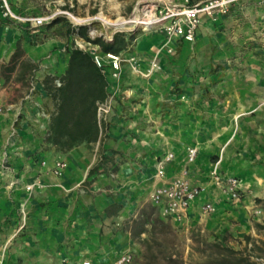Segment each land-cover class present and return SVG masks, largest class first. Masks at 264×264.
<instances>
[{
	"label": "rangeland",
	"instance_id": "374dc122",
	"mask_svg": "<svg viewBox=\"0 0 264 264\" xmlns=\"http://www.w3.org/2000/svg\"><path fill=\"white\" fill-rule=\"evenodd\" d=\"M248 9L250 7L232 11L229 8L217 16L213 21L218 25L214 30L202 33L201 42L199 37L186 41L169 39L160 33L162 39L151 59L156 63L154 103H150L155 108V127L150 129L155 134L154 153L159 155L166 150L165 140L206 149L211 157L217 156L216 162L236 176L245 189L243 199L251 205L248 228L231 226L220 232L207 229L204 223L190 227L176 225L163 218L156 207L144 202L142 192L133 194L137 178L131 170L119 174L122 158L131 147L128 151L117 145L120 136L112 131L115 121L110 122L111 111L105 114L97 109L100 124L97 141H75L58 134L49 136L51 119L59 105L55 91L59 86L55 80L60 83L61 80L45 76L42 59L30 61L19 43L16 48L9 46L7 34L1 31L0 87L12 83L16 94L12 104H17L18 111L27 104L30 111H36L44 120V128L35 132L43 136L42 142L39 146L31 145L28 153L35 158L40 152L54 156L80 148L76 150L77 155L92 160L89 167L92 177L76 185L84 196L86 215L92 224H96V234L98 224L102 222L101 237L119 235L112 243L111 257L107 260L99 258L98 264H112L118 254L125 252L131 255L132 264H264V244L261 243L264 229L257 231L254 227L255 223L264 225V13H250ZM34 14H42V11ZM99 17L87 33L90 39L100 37L101 32L131 34L127 31L129 24L125 22H105V18L114 21L117 17ZM62 20L57 36L65 39L72 34L74 39L66 44L90 52L92 45L77 34V26L72 29L68 19ZM47 32L44 39L53 34L51 30ZM142 33L134 34L138 37ZM27 37L32 45L43 42L39 34L32 33ZM186 43H191L187 49L184 48ZM110 95L114 94L111 92ZM0 105L4 111L7 109L2 97ZM22 120L29 128L33 127L29 122L31 119L27 120L19 112L14 121L17 128ZM131 138L136 139L137 135ZM42 161L45 162L39 159L41 166ZM57 176L62 177V174ZM28 184H33V188L26 190L23 206L17 212L24 235L35 237L41 231L36 214L38 207L28 213L26 203L33 199L35 190L43 186L39 181ZM98 186L102 189L98 190ZM42 204L39 211L44 214L48 208L46 202ZM51 216L42 223L45 230L52 228L48 224ZM60 238L61 246L56 247L59 253L66 245L64 238ZM254 240L256 247H253ZM82 245L77 244L76 251ZM223 247L232 249L233 253ZM31 253L19 245L15 247V256L8 260L0 254V264H65L61 254L58 260L51 253H39L37 257Z\"/></svg>",
	"mask_w": 264,
	"mask_h": 264
},
{
	"label": "crops",
	"instance_id": "0c3cea01",
	"mask_svg": "<svg viewBox=\"0 0 264 264\" xmlns=\"http://www.w3.org/2000/svg\"><path fill=\"white\" fill-rule=\"evenodd\" d=\"M141 1L143 0H8L12 11L20 15L43 16L58 9H67L80 18L130 16ZM148 1L175 6L184 3L185 0ZM188 1L196 3L203 0ZM249 7L250 13H264V0H238L230 6V9L232 11L235 8L247 10ZM40 10L42 14H34ZM57 18L49 24L33 27L28 23H16L5 19L0 12V33L3 31L7 34L11 48H16L19 43L20 48L30 61L35 62L42 59L44 68L42 72L45 76L60 78L65 74L73 48H70L66 42L74 39V35L69 34L65 39L57 36V32L61 31L63 25L62 18L66 19V17L59 16ZM217 25L213 20L203 17L196 30L195 38L199 37L201 42L200 35L214 30ZM48 30H51L53 34L51 38L44 39L43 35L48 34ZM32 33L41 35L43 42L35 45L30 44V38L27 36ZM160 33L162 32L159 30L143 32L140 36L127 41L124 49L119 53L125 57L136 56L139 68L145 71L150 65L156 45L162 39ZM54 34L56 35L54 36ZM127 37L125 36V39ZM91 45L90 54L92 56V49L102 53L99 46L92 43ZM189 46L191 43L184 44L185 49ZM105 77L108 82L107 98H110L107 100L110 105L109 111H111L110 122L115 121V124L113 123L111 126L112 131L120 136L117 145L124 150L128 149V151L131 147V153H126L122 158L123 164L120 165L119 174H122V171L131 170V174L133 173V177H136L138 181L134 184L133 194L139 195L142 192L143 201L155 207L150 201L151 192L180 170L179 165L184 160L186 149L194 145L187 146V144L165 140L166 150L159 155L154 153L155 134L150 132V129L155 127V108L150 103H154L155 73L143 76L132 71L127 64H123L118 79L112 78L109 70L105 72ZM111 92L114 95H110ZM0 97H2V102L7 104V109L0 115V162L4 155L7 158V167H0V254L8 260L15 256V247L20 245L21 248H28L29 252H32L31 254L35 253L33 257L39 256V253H51V256L56 255L55 257L59 260L62 256L65 264H74L82 259H90L92 264H98L99 258L104 260L110 258L112 243L118 240L119 235H112L111 238L109 235L101 237L99 230L102 222L98 224L100 227H98L97 234L95 233L96 224H92L91 218L86 215L87 206L84 196L80 193L81 190L76 187L79 183L90 180L92 177L89 173L92 160L85 157L81 159L76 153V150L79 151L80 148L75 149L74 152L71 151L73 153L54 156L40 152L33 158L28 150L31 145L39 146L42 142L43 136L37 135L35 132L45 126L44 120L40 116L38 117L36 111H30L27 104L24 105V109L18 111L17 104H12V100L16 97L12 83L6 84L2 89L0 87ZM19 112L24 114L27 120L31 119L29 122L33 124V127L29 128L25 120H22L20 127L15 126L14 121ZM135 135H137V140L131 138ZM196 148L198 155L195 162L189 167V176L192 183L207 186L209 189L189 209L185 225L190 227L204 223V226L213 232H220L231 226L239 229L248 228L250 203L247 199H243L244 197L240 202L228 201L211 186L209 173L214 164H217L221 174L230 175V173L220 165V162H216L217 156L215 159L206 149ZM168 152L174 153L176 157L166 167V179L161 180L155 176L156 162ZM39 159H44L46 164L41 166ZM58 160L66 163L61 172L62 177H58L53 172ZM33 181H39L43 186L36 189L33 199L26 203L28 213L38 207L36 214L41 231L35 237L30 234L24 235L22 230L24 226L21 224L22 220L17 212V209L21 208L25 201L26 185ZM12 182L14 183L12 184ZM97 188L98 190L102 189L101 186ZM243 191H245L244 188ZM104 192L107 190L105 189ZM206 200L214 204L215 211L211 215L202 216L200 203ZM43 202H46L47 206L45 207L48 210L41 214L39 208ZM156 209L159 212V209ZM48 215L53 217L51 221H48L52 228L45 230L42 223L49 219ZM60 237L64 238L63 243L67 245L63 244L65 248L61 250V253L56 252L58 242L61 241ZM80 243L83 244L82 248L76 251L75 247Z\"/></svg>",
	"mask_w": 264,
	"mask_h": 264
},
{
	"label": "built area",
	"instance_id": "2783aa9c",
	"mask_svg": "<svg viewBox=\"0 0 264 264\" xmlns=\"http://www.w3.org/2000/svg\"><path fill=\"white\" fill-rule=\"evenodd\" d=\"M236 1L238 0H203L190 3L188 0H185L180 5L172 6L143 0L136 5L132 14L127 19H123L125 21L124 24H129L127 31L131 32V34L138 31L159 30L169 39L176 38L193 41L196 30L203 17L213 20L217 16L226 13ZM0 12L1 16L5 19L16 23H28L33 27H41L59 16L66 17L73 27L89 25L97 20V17H76L67 9H58L43 16L20 15L12 11L8 0H0ZM76 18L81 21L74 20ZM115 32H101L98 36L104 38L106 41H111ZM92 53L97 66L104 73L109 70L111 77L114 79L120 77L123 64H127L132 71L143 76L153 74L156 69V63L151 61L149 67L145 71H142L137 64V57L134 55L125 57L121 53H98L95 49H92ZM55 83L60 86L58 79L55 80ZM32 90L33 86L30 89V93H32ZM109 108L110 105L105 100V102L98 106V111L107 114ZM3 113L4 110L0 105V115ZM197 155L198 149L196 147H188L184 160L179 165L180 170L169 180L155 187L150 194V201L159 209L160 215L176 224L184 225L183 227H187L185 225V219L188 216L191 206L202 198L209 189L207 186L192 183L190 179L189 167L195 162ZM175 157L174 153L168 152L156 162L155 176L158 179H166V167L175 160ZM6 159V155H4L0 162L1 168L7 167L5 165L7 162ZM41 164L44 165L45 162L42 161ZM65 166L66 163L64 161H56L53 170L54 174L60 175ZM209 181L211 186L217 189L228 201H242L244 191L240 180L233 175L221 174L217 164L213 165L209 173ZM32 188L33 184H28L25 187L27 191ZM214 211L215 206L211 201L206 200L200 203V214L202 216L211 215ZM74 264H92V262L90 259H82ZM112 264H132V257L128 252L120 253Z\"/></svg>",
	"mask_w": 264,
	"mask_h": 264
},
{
	"label": "trees",
	"instance_id": "16d2710c",
	"mask_svg": "<svg viewBox=\"0 0 264 264\" xmlns=\"http://www.w3.org/2000/svg\"><path fill=\"white\" fill-rule=\"evenodd\" d=\"M94 24L92 22L89 25L77 26L75 29H78L77 34L80 37L99 46L102 53H119L124 49L125 43L135 37V34L125 35L115 32L111 41H106L102 37L90 39L87 33L89 34ZM125 36H128V40ZM60 80V86L55 90L59 105L57 113L51 119L49 136L58 134L69 136L75 141L78 139L79 141H97L100 132L97 109L108 96L105 73L97 66L90 52L73 47L68 67ZM254 227L257 231L264 229V225L259 223H255ZM261 243L264 244V241L261 240ZM253 247H256V240L253 241ZM223 248L233 253L232 249Z\"/></svg>",
	"mask_w": 264,
	"mask_h": 264
},
{
	"label": "bare ground",
	"instance_id": "6f19581e",
	"mask_svg": "<svg viewBox=\"0 0 264 264\" xmlns=\"http://www.w3.org/2000/svg\"><path fill=\"white\" fill-rule=\"evenodd\" d=\"M74 20H76V21H81L80 19H78V18H76V19H74ZM105 22L106 23H115V24H122V23H124L125 21H124V19H123V17H118L116 20H114V21H111L110 19H108V18H105Z\"/></svg>",
	"mask_w": 264,
	"mask_h": 264
}]
</instances>
